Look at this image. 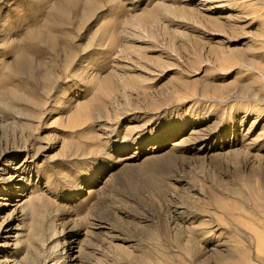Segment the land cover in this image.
<instances>
[{
  "label": "rangeland",
  "instance_id": "1",
  "mask_svg": "<svg viewBox=\"0 0 264 264\" xmlns=\"http://www.w3.org/2000/svg\"><path fill=\"white\" fill-rule=\"evenodd\" d=\"M85 254L264 264V0H0V264Z\"/></svg>",
  "mask_w": 264,
  "mask_h": 264
},
{
  "label": "bare ground",
  "instance_id": "2",
  "mask_svg": "<svg viewBox=\"0 0 264 264\" xmlns=\"http://www.w3.org/2000/svg\"><path fill=\"white\" fill-rule=\"evenodd\" d=\"M12 221H13V220H12ZM10 223H11V222H9V223L7 224L6 227H8ZM7 230H8V229H7ZM7 230H6V232H8ZM80 254H81V253H80ZM67 259H69V260L72 261L73 263L76 262V261H79V262H77L78 264H79V263H81V264H90V263H91V262H89V260L91 259V257L88 256V255H86V254H85V256L80 255L78 258H74L73 256H64V255H60L59 258H57V263H58L60 260H63L64 262H66L65 260H67ZM46 262H47V260L45 261V264H46ZM77 263H76V264H77Z\"/></svg>",
  "mask_w": 264,
  "mask_h": 264
}]
</instances>
